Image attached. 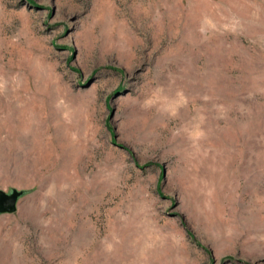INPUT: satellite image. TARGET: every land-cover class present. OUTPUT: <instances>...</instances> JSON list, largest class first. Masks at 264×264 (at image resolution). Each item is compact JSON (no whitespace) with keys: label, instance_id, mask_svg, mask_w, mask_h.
I'll return each instance as SVG.
<instances>
[{"label":"rangeland","instance_id":"obj_1","mask_svg":"<svg viewBox=\"0 0 264 264\" xmlns=\"http://www.w3.org/2000/svg\"><path fill=\"white\" fill-rule=\"evenodd\" d=\"M0 264H264V0H0Z\"/></svg>","mask_w":264,"mask_h":264},{"label":"water","instance_id":"obj_2","mask_svg":"<svg viewBox=\"0 0 264 264\" xmlns=\"http://www.w3.org/2000/svg\"><path fill=\"white\" fill-rule=\"evenodd\" d=\"M20 196L21 193L16 191L10 195L0 193V214L15 213L17 211V204Z\"/></svg>","mask_w":264,"mask_h":264}]
</instances>
